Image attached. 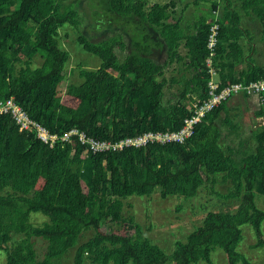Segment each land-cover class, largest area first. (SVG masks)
<instances>
[{"label":"trees","instance_id":"1","mask_svg":"<svg viewBox=\"0 0 264 264\" xmlns=\"http://www.w3.org/2000/svg\"><path fill=\"white\" fill-rule=\"evenodd\" d=\"M84 3L93 7V20H108L107 29L116 24L121 30L95 41L88 37L82 26ZM219 5L215 2L212 11ZM175 7L176 0H0V100L15 97L34 121L59 135L77 128L116 142L147 131L180 130L192 114L189 104L209 96L212 13L198 16L186 31L182 17L174 20ZM239 7L260 21L264 35V0H240ZM242 19L231 0H223L211 58L219 89L264 78V64L247 58L241 40L249 30ZM66 24L79 31L78 43L101 64L82 67L81 81L63 90L70 53L60 47V28ZM181 44L185 55L178 49ZM118 47L128 50L124 59ZM156 48L167 52V60L153 57ZM37 55L43 62L34 66ZM175 61H183L185 73L180 80L172 77L180 83L178 97L165 103L164 69ZM63 91L75 106L63 102ZM258 98L262 104L255 116L264 120V90ZM229 100L209 111L184 143L98 153L60 139L51 146L36 129L21 131L11 114L0 115V251L7 254L5 264H34L35 238L47 242L44 264L73 249V264H192L211 262L217 247L229 264H249L237 247L245 223L253 225L257 245L264 244V209L255 200L258 193L264 195V123L253 130L250 148L242 139L238 149L227 147L228 154L221 145L222 129L237 131ZM219 175L231 183L224 198L237 200V207L209 210L185 241L175 242L171 254L151 241L132 214H124L131 195L158 191L162 198L191 199L209 182L216 185ZM35 212L48 219L35 224ZM91 229L94 235L80 242Z\"/></svg>","mask_w":264,"mask_h":264},{"label":"rangeland","instance_id":"2","mask_svg":"<svg viewBox=\"0 0 264 264\" xmlns=\"http://www.w3.org/2000/svg\"><path fill=\"white\" fill-rule=\"evenodd\" d=\"M150 4L154 2L166 3L170 0H149ZM92 2V1H91ZM215 2H219L218 9L212 11V6ZM234 9L236 8L242 15V26L248 28L249 36L244 37L241 41L245 46L246 55L248 59H254L256 63L264 64V35L263 28L259 20L255 19L253 15L248 16L239 7L240 0H231ZM87 3L83 4L81 10V15L84 18L83 30L88 37H91L94 41L103 39L105 37L114 35L121 30L116 24L112 28L107 29L105 25L108 20L104 23H99L93 20V13L91 9L93 7H87ZM223 0H176V13L173 14L174 20L182 17L181 23L185 30H189V26L192 24L198 16L209 15L210 20H214L216 13L219 15L222 12ZM92 14V15H91ZM79 36V31L71 25H64L60 28V45L65 48L70 53V59L65 65V72L67 79L65 85L61 86V89L65 90L66 86L71 83H79L81 81L79 71L82 67L85 68H97L101 59L84 50L83 47L78 43L77 37ZM182 42V41H181ZM253 44V51H249V45ZM182 54H186V49L184 44H181L179 48ZM117 53L121 59H124L128 50L116 48ZM153 57L164 62L167 60V52L165 50H160L156 48L153 53ZM43 62L40 55H37L34 60V66H39ZM245 64L240 65V67L245 66ZM165 77L168 82L165 87L164 101H174L178 97V92L180 88L179 81H173L172 77H176L180 80L181 75L185 73L184 63L182 62H172L167 63L164 69ZM215 77V76H214ZM63 102L69 105H76V102L71 101L68 96L63 91L62 93ZM262 100L257 96H250L244 98L242 96H233L229 100L230 105V117L237 125V131L230 130V127L224 126L222 129L223 137L221 138V145L224 150L231 154L227 149L228 146L238 149L240 146V141L246 139L248 142V147L250 148L254 144L252 140L253 130L257 127H262L264 123L263 118L255 116V110L260 109ZM243 153H240L242 155ZM233 157H237L236 153ZM82 161V159L80 160ZM217 184L204 185L199 194L191 199L178 198V197H168L162 198L160 193L156 191L151 196L138 197L133 196L125 200L126 207L124 209V214H133L135 219L140 222L145 230V234L153 238V242L157 243L164 249L167 254H171L175 248V242L177 240L185 241L188 233L192 231L196 226L200 225L204 216L209 210H225L230 208L235 210L237 207V200H227L224 195L228 192V188L231 186L229 181H223L222 176H217ZM214 188V189H212ZM141 196V195H140ZM256 204L258 207L264 209V195L258 193L256 195ZM131 204L132 206H130ZM128 205V206H127ZM180 206L181 210L177 211L176 207ZM48 217L40 212L33 213L32 221L35 224H40L42 221L47 220ZM253 228L250 224L242 225L243 229V239L238 246V251H240L252 264H264V257L259 256L257 261L251 260L250 251H244L247 228ZM166 232V233H165ZM262 232L264 235V221L262 223ZM94 235V230H87L83 232L80 238V242L85 241ZM22 236H16L15 239H19ZM35 242L36 255L34 257V264H44L45 258L47 257L48 251L47 242L42 238L33 239ZM261 246V245H259ZM263 246L255 248L256 252H261ZM57 252V250L55 251ZM57 254V253H56ZM75 249L70 250L62 256L56 255L53 258L52 264H73ZM260 254V253H259ZM224 256L227 264V255L223 249L217 247L212 253L213 261L215 264H219V256ZM7 259L6 252L0 251V264H5ZM87 264H94L87 261ZM133 264V263H130ZM167 264H173L172 261H168ZM193 264H207L206 262H198ZM239 264H242L240 262Z\"/></svg>","mask_w":264,"mask_h":264},{"label":"built area","instance_id":"3","mask_svg":"<svg viewBox=\"0 0 264 264\" xmlns=\"http://www.w3.org/2000/svg\"><path fill=\"white\" fill-rule=\"evenodd\" d=\"M215 19L212 20L211 34L208 40V48L210 57L207 59L211 80L209 81V96L201 101L197 99L189 104L188 108L192 114L184 120V125L180 130L173 131H147L143 134L135 136H127L119 141H107L95 139L84 131L77 128H72L64 134L51 133L46 127L34 121L27 111L16 101L15 97L11 96L8 99L0 100V115L11 114L19 125L21 131L37 130V136L54 146L57 140L74 144L80 142L87 146L93 153L103 152L107 150H123L127 147H141L149 143L166 144L171 142L184 143L194 133L195 126L202 121L203 117L214 108L218 107L223 101L236 95H250L261 97V92L264 90V78L244 84L242 82L229 83L222 89H219L220 82L215 79L216 70L212 65V56L216 53L218 42V34L220 30L219 14L216 13ZM262 99V98H261Z\"/></svg>","mask_w":264,"mask_h":264},{"label":"crops","instance_id":"4","mask_svg":"<svg viewBox=\"0 0 264 264\" xmlns=\"http://www.w3.org/2000/svg\"><path fill=\"white\" fill-rule=\"evenodd\" d=\"M61 47V46H60ZM62 48V47H61ZM62 49H64V50H67V49H65V48H62ZM68 51V50H67ZM101 64V63H100ZM100 66V65H99ZM98 66V67H99ZM97 67V68H98ZM236 96H238V95H236ZM239 96H242V95H239ZM133 196H138V197H145V195H143V196H140V195H131V196H129L128 198H130V197H133ZM127 198V199H128ZM126 203V202H125ZM128 206V205H127ZM130 206H132L131 204H130ZM133 215V214H132ZM134 216V215H133ZM135 217V216H134ZM136 220V219H135ZM137 221V220H136ZM138 222V221H137ZM140 223V222H139ZM263 223V222H262ZM141 224V223H140ZM245 224H250L251 226H252V228H253V230L254 231H252L251 230V228L249 227V228H247L246 229V231H245V234H246V240H245V246H244V251H250V258H251V260H254V261H257L258 260V258H259V256H261V257H264V244L263 245H261V246H263V249L261 250V252H256L255 251V248H257V247H261V246H258L257 245V242H258V237H257V234H256V232H255V229H254V227H253V225L251 224V223H245ZM244 225V224H243ZM143 226V225H142ZM241 228H242V226H241ZM261 229H262V225H261ZM191 232V231H190ZM242 232H243V229H242ZM166 233V232H165ZM189 234V233H188ZM188 236V235H187ZM149 237V236H148ZM150 239H151V241L153 242V238L152 237H149ZM187 238V237H186ZM178 241V240H177ZM153 243H155V242H153ZM155 244H157V243H155ZM158 245V244H157ZM160 246V245H159ZM239 246V245H238ZM238 248V247H237ZM222 249V248H221ZM215 250V249H214ZM213 250V251H214ZM238 250V249H237ZM213 251L211 252V254H210V260H211V262H207V261H204V260H200L199 262H206L207 264H215L214 263V261H213V256H212V253H213ZM224 251V250H223ZM225 252V251H224ZM240 252V251H239ZM226 253V252H225ZM241 253V252H240ZM260 253V254H259ZM242 254V253H241ZM243 255V254H242ZM247 259V258H246ZM248 260V259H247ZM218 261H219V264H225V262H226V260L224 259V256H222V255H220L219 256V258H218ZM240 262H242V264H246V263H244V261H240ZM239 262V263H240ZM248 262H249V260H248ZM198 263V262H197ZM238 263V264H239ZM193 264V263H192ZM227 264H229L228 263V261H227ZM249 264H252L251 262H249Z\"/></svg>","mask_w":264,"mask_h":264}]
</instances>
